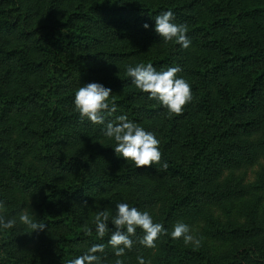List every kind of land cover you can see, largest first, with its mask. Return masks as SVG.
I'll return each mask as SVG.
<instances>
[{"label":"trees","instance_id":"1","mask_svg":"<svg viewBox=\"0 0 264 264\" xmlns=\"http://www.w3.org/2000/svg\"><path fill=\"white\" fill-rule=\"evenodd\" d=\"M23 2L0 0V201L5 217L17 219L0 228V264H69L101 243L103 264H115L110 234L96 235L94 216L115 215L117 203L148 211L169 232L154 255L134 243L124 264L138 256L150 264H264V166L253 181L236 172L264 162V0H44L30 12ZM165 11L188 26V49L155 32ZM139 63L181 67L193 94L181 115L135 87L126 68ZM92 82L112 91L109 119L126 115L156 135L166 171L136 168L111 139L94 148L103 126L81 120L74 105L76 90ZM80 146L86 151H67ZM26 196L43 232L19 221ZM199 220L205 237L234 246L214 255L170 237L177 221Z\"/></svg>","mask_w":264,"mask_h":264},{"label":"clouds","instance_id":"2","mask_svg":"<svg viewBox=\"0 0 264 264\" xmlns=\"http://www.w3.org/2000/svg\"><path fill=\"white\" fill-rule=\"evenodd\" d=\"M154 21L155 32L165 42L174 41L183 49L191 46V39L187 35L188 26L175 23L172 11L156 15ZM143 27L147 30L149 25L145 23ZM181 71L178 65L158 71L151 63H139L135 66L128 65L126 75L132 79L137 89L148 94L149 99L156 100L166 108L170 116H179L193 99L191 85L186 79L178 76ZM110 97H112L111 89L100 83L92 82L79 87L75 92L74 105L81 120L87 119L93 125L103 126L104 136L115 141L114 152L125 161H132L136 168H148L159 164L161 169L166 171L169 164L162 163L160 141L153 132L146 131L139 124L129 120L126 115L109 119L117 112L114 98L110 102ZM83 204L86 206L87 201ZM115 209V215H111L105 209L97 210L94 216L96 235L103 239L110 234L107 244L118 258L115 264H124V261L119 258L124 257L126 250H131L134 243L155 249L156 241L160 236L169 235L164 225L154 222L148 211H141L128 203H117ZM4 211L5 205L0 201V228L11 229L16 225L17 219L16 217L6 218ZM34 217L35 214L33 212L30 214L27 208L18 214L20 223L30 228L32 232H43L46 224L37 222ZM109 224L113 227L110 228ZM138 229L143 235L134 241L133 237H136ZM85 234L90 236L91 228L86 226ZM170 237L173 240L182 239L185 245H192L195 248L201 246V239L193 235L189 225L182 221H177L173 225ZM104 252V244H94L82 255L70 260L69 264H103L100 254ZM137 261L138 264H150V261H146L143 256H138Z\"/></svg>","mask_w":264,"mask_h":264},{"label":"rangeland","instance_id":"3","mask_svg":"<svg viewBox=\"0 0 264 264\" xmlns=\"http://www.w3.org/2000/svg\"><path fill=\"white\" fill-rule=\"evenodd\" d=\"M42 2L44 3V0H24L23 2V6L27 7V11H35L41 7H43ZM110 139H108L107 137H103L102 139L100 138V140L95 141L93 143L94 148L99 147L100 145H102L103 143H106L107 141H109ZM67 151L74 153L76 151H82L85 152L86 151V147L80 146L77 148H70ZM123 159H119L118 161V166L123 164ZM264 166V162L262 160L254 163L253 165H244L242 167H240L238 170H236V172H238L240 175H246V180L247 181H253L255 179L256 174L259 172L260 168ZM2 162L0 160V177H2ZM243 175V176H244ZM113 192L109 193L112 194ZM22 198V195H18L17 196V202H20V199ZM244 202V200H239L234 202L237 210L240 212V214H243L244 211H242V203ZM25 208L29 209L30 214L33 212L34 214L36 213V207L34 205V197L32 196H26L25 197ZM219 213V212H218ZM260 213L262 216H264V196L262 197V204L260 207ZM239 213H233V215H236ZM35 218V217H34ZM188 225V224H187ZM204 226V222L203 220H199L196 223L189 225L191 232L193 235H195L197 238L201 239V245L206 248L208 250V252H210L211 254L214 255H222L227 253L233 246L234 244H226V243H221L218 241H214L211 240L207 237H205L202 233V227ZM161 238H159L157 240L156 243V248L152 249V255L157 254L159 252V245L158 242L160 241Z\"/></svg>","mask_w":264,"mask_h":264}]
</instances>
